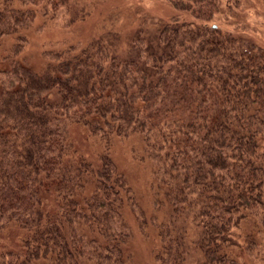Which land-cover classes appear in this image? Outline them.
I'll return each instance as SVG.
<instances>
[{
	"label": "trees",
	"instance_id": "obj_1",
	"mask_svg": "<svg viewBox=\"0 0 264 264\" xmlns=\"http://www.w3.org/2000/svg\"><path fill=\"white\" fill-rule=\"evenodd\" d=\"M167 1L183 16L44 49L37 69L23 31L85 13L0 0V229L22 228L25 248L0 264H129L125 205L146 218L110 145L133 136L171 209L161 264L231 262L237 222L264 205V45L214 23L219 0ZM71 123L101 141L95 160Z\"/></svg>",
	"mask_w": 264,
	"mask_h": 264
},
{
	"label": "rangeland",
	"instance_id": "obj_2",
	"mask_svg": "<svg viewBox=\"0 0 264 264\" xmlns=\"http://www.w3.org/2000/svg\"><path fill=\"white\" fill-rule=\"evenodd\" d=\"M70 3L81 9L85 17L73 24L65 23L67 18L64 16L68 15H61L54 21L41 18L37 24L23 31L27 42L22 55L33 67H40L44 49L85 42L105 31L117 32L123 41H127L131 31L142 21L153 28L154 23L183 16L167 0H70ZM213 22L264 45V0H219V12ZM13 40L14 37L6 39V45L10 46ZM69 129L78 153L95 160L102 146L101 141L91 136L83 124L71 123ZM110 152L127 177L146 218L141 225L135 212L125 205V216L131 228L125 247L129 264H161L156 257L162 246L159 227L168 222L171 209L162 193L157 192L154 165L143 158V143L139 136L114 139ZM23 236L24 232L18 225L1 228L0 251L23 255ZM232 236L229 264H264V205L258 206L254 214L241 217ZM41 260H35L34 264H52Z\"/></svg>",
	"mask_w": 264,
	"mask_h": 264
}]
</instances>
